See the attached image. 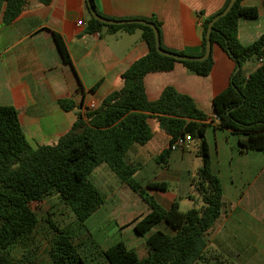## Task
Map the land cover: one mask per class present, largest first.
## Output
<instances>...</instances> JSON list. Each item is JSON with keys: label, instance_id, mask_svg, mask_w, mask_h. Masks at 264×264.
Segmentation results:
<instances>
[{"label": "trees", "instance_id": "1", "mask_svg": "<svg viewBox=\"0 0 264 264\" xmlns=\"http://www.w3.org/2000/svg\"><path fill=\"white\" fill-rule=\"evenodd\" d=\"M229 1L226 0L219 11L204 18L201 51L197 54L168 50L161 43V24L156 18L115 20L150 22L158 30L162 49L198 57L205 53L208 23L226 9ZM244 1H235L230 12L214 23L209 36L212 47L222 49L235 65L228 86L212 99L214 118L209 121L208 115L197 108L188 95L170 87H166L157 100L148 101L143 78L150 73L169 72L176 63L194 75L206 77L213 68L212 51L201 62L168 58L157 52L154 31L150 27L105 25L89 12L88 8L92 6L98 15L108 19L97 10L95 0H83L88 16L86 33L139 29L148 52L119 75L117 89L100 100L94 109L84 108L83 113L78 112L71 129L53 143L34 149L26 140L17 110L12 105L0 106V264H33L39 246L40 219L32 211L31 204L54 197L69 208L81 224L99 210L105 203V195L91 180L98 166L109 169L122 185L146 204L147 213L133 223L134 234L145 238L146 255L138 258L133 248L120 241L103 248L91 235L88 241L95 253L86 255L80 243H75L72 236L46 217L44 221L55 237L49 250L53 264H99L97 258L103 264H197L205 259L209 236L226 209L220 179L211 168L207 128L217 121L218 129L240 137L238 148L241 153L264 152V34L248 46L239 42V19L258 15L257 7L245 6ZM40 2L48 5L52 0ZM26 7L25 0H0L1 22L10 24ZM53 36L63 62L70 64L63 39L56 33ZM249 62H256L258 66L245 75L243 69ZM58 105L65 111L75 106L71 100H60ZM152 122L168 137L167 148L156 158L162 167L168 164L170 147L179 139L195 144V155L201 165L191 186L198 194L200 207L180 211L179 203L174 201L169 208H164L152 192H166L168 185L165 182L143 185L134 178L141 163L130 153L136 146L152 140ZM17 248L20 258L12 253Z\"/></svg>", "mask_w": 264, "mask_h": 264}, {"label": "crops", "instance_id": "2", "mask_svg": "<svg viewBox=\"0 0 264 264\" xmlns=\"http://www.w3.org/2000/svg\"><path fill=\"white\" fill-rule=\"evenodd\" d=\"M25 1L27 7L10 24H3L0 16V106L12 105L17 110L26 140L35 149L57 141L71 129L78 112L83 113L87 103H99L117 89L119 75L147 54L148 48L139 29L86 33L88 16L83 0H52L48 5L40 0ZM225 2L95 0L97 10L111 20L156 18L161 24V43L168 50L190 54L201 51L204 18L219 11ZM243 4L258 9L256 17L238 21V40L248 46L264 34V0H246ZM79 22L85 26L81 27ZM53 33L66 44L70 64L63 62ZM212 53L213 68L206 77L190 73L180 63L169 72L144 76L146 99L155 101L170 87L188 95L208 115L209 121L212 120V99L228 86L235 71L234 62L222 49L213 46ZM257 66L256 62H249L243 72L247 75ZM60 100H71L75 106L65 111L58 105ZM151 127L152 140L136 146L130 153L141 163L134 178L143 185L165 182L169 187V181H179L182 172L189 174L185 159L188 156L190 160L196 148L195 152L190 151L193 142L185 143L171 152L168 164L162 167L156 158L167 148L168 137L156 123L152 122ZM206 136L212 172L220 179L226 203L209 236L207 249L227 257L230 264H264V152L241 153L240 137L218 129L217 121L207 128ZM93 174L94 179L97 176L96 187L105 195V201L109 198L100 180H111L110 198L116 197L118 190L127 188L105 166H98ZM147 174L154 175L148 178ZM184 186L181 197L191 200V183L185 182ZM168 187L166 192H152L164 208L179 198L177 194H170Z\"/></svg>", "mask_w": 264, "mask_h": 264}, {"label": "rangeland", "instance_id": "3", "mask_svg": "<svg viewBox=\"0 0 264 264\" xmlns=\"http://www.w3.org/2000/svg\"><path fill=\"white\" fill-rule=\"evenodd\" d=\"M157 130V127H156ZM208 141V137L206 136ZM209 143V142H208ZM196 146L191 145L190 151H194ZM195 152V151H194ZM189 174L182 172L179 181H169L168 191L170 194H177L179 198L177 202L180 206V211H187L194 206H201L200 199L196 192L191 191V200L182 198L181 194L184 192V183H192L193 179H196L197 170L201 165V160L195 155H190V160L185 159ZM180 165H182L180 163ZM174 167V165H173ZM148 175V174H147ZM154 174H149L148 178ZM102 176L99 175V177ZM145 177H147L145 175ZM97 176L94 174L91 176V180L98 186L95 181ZM100 179V178H99ZM103 185V191L106 193L109 200L105 201L104 205L100 207L94 214H92L88 220L81 224L76 221L72 212L65 205L61 204L58 200L52 197L49 201H43L40 203H33L30 205L32 211L36 213L40 219V226L37 230V239L39 240V246L36 254V258L33 264H53L49 256V250L54 244V233L50 229L48 223L44 221L46 217L51 218L54 224L61 230H64L67 234L72 236L75 243H80L82 250L88 255V253H95V249L89 244L88 236L91 235L92 239L97 243L107 248L118 241L125 243L129 248H133L138 258H143L146 255L147 249L145 245V238L137 236L133 232L134 220L140 218L145 213V204L141 202L140 198L136 196L131 190L124 188L122 191L118 190V195L114 198H110L111 192L110 185L111 180H100ZM116 184V181H114ZM181 197V198H180ZM47 212L50 214L47 216ZM84 245V247H82ZM19 248L13 250V254L16 258H20ZM216 253L209 251L204 254L205 259L197 264H230L229 259L224 256L215 255ZM97 263L103 264L100 258H97Z\"/></svg>", "mask_w": 264, "mask_h": 264}, {"label": "water", "instance_id": "4", "mask_svg": "<svg viewBox=\"0 0 264 264\" xmlns=\"http://www.w3.org/2000/svg\"><path fill=\"white\" fill-rule=\"evenodd\" d=\"M235 1L237 0H230L226 9L224 11H222L218 16H216L214 19L212 18V20L208 23V28H207V32L205 33V53L201 56L198 57H190V56H185V55H179V54H175V53H170L164 49L161 48L160 46V41H159V37H158V30L157 28L150 22H147L145 20H130V21H124V20H109V19H105L102 16L98 15L92 6H89V12L91 14V16L99 21L102 22L105 25H123V24H142V25H147V27H150L154 32V37H155V47L158 53H160L161 55L167 56L168 58L174 59L176 61H190V62H201L204 61L208 55L211 54L212 51V45L210 42V33L213 30V25L214 23L221 17L225 16L228 12H230V10L232 9ZM239 68L236 69V71H238Z\"/></svg>", "mask_w": 264, "mask_h": 264}, {"label": "built area", "instance_id": "5", "mask_svg": "<svg viewBox=\"0 0 264 264\" xmlns=\"http://www.w3.org/2000/svg\"><path fill=\"white\" fill-rule=\"evenodd\" d=\"M78 25H80L82 27V26H85V23L79 22ZM261 62H262V60H259V63H261ZM96 106H97V102L90 101L89 103L86 104L85 108L94 109ZM187 142H188V140H186V139H183V138L179 139L176 143H174L170 147V149H171V151L177 150V149L183 147L185 145V143H187Z\"/></svg>", "mask_w": 264, "mask_h": 264}]
</instances>
